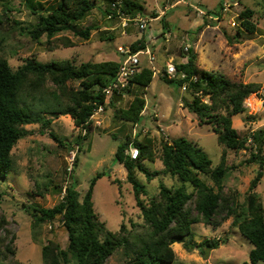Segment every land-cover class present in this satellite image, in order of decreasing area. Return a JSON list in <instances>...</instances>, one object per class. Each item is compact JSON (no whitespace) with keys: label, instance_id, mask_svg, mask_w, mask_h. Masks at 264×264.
<instances>
[{"label":"rangeland","instance_id":"374dc122","mask_svg":"<svg viewBox=\"0 0 264 264\" xmlns=\"http://www.w3.org/2000/svg\"><path fill=\"white\" fill-rule=\"evenodd\" d=\"M30 1L38 4V0H0L3 55L13 69L32 57L44 63L70 60L75 65L118 62L123 57L120 47L130 49L133 43L145 40L156 61L151 66L146 55H141L140 59L144 67H155L156 72L148 88L133 86L120 102H115L114 106L110 103L105 105V111L97 119L98 122L96 119L92 122L88 138L80 148L75 141L85 131L76 127L69 115H47L53 121L48 130H43L39 124L25 126L29 134L12 151L15 170L6 178L0 177V208L9 221L7 230L10 232L3 235L8 242L12 235L15 236L14 259L17 262L43 264L42 248L50 242L63 250L68 247V232L62 219L57 217L54 221L38 224L33 208H53L62 200L68 186L79 192L81 200L90 180L98 173L104 175L95 185L93 202L100 220L113 232L119 230L122 224L129 230L133 229V225L140 228L143 218L136 205L132 185L126 181V169L115 158L119 144L128 138L130 142L141 141L145 137L153 141L155 161H144L150 172L163 170L160 160L162 144L178 138H186L203 148L215 166L225 154L229 171L224 185L226 190L234 192L239 203L244 202L250 183L259 171L258 164L247 162L256 151L252 142L248 141L247 149L241 151L220 146L212 126L200 125L197 115L185 105L186 101L192 102L193 95L177 83L165 82L162 77L168 63L176 66L186 62L187 51L184 48L189 45L198 54L200 67L215 71L233 82L262 85L258 95H251L245 100V112L235 115L232 120L241 138L251 139L252 134L263 131L264 4L261 0H128L136 3L139 11H135L134 16L124 13L117 17L107 13L112 0H90L95 4L94 9L83 22L76 24L77 29L93 28L90 39L84 40L66 32L60 36L70 39L73 47L55 49L49 47L45 36L34 41L22 30V27L37 22V15L30 9ZM120 1L123 8L126 0ZM56 2H42L39 11L46 13ZM245 9L255 12L253 21L258 28L255 34L247 33L240 27L239 15ZM140 18L148 21L144 32L138 26ZM165 34L170 35L168 41ZM69 86L78 89L80 82H71ZM135 96L146 100L140 122L135 125L117 119V110L126 109ZM253 96L260 103L257 109L246 107V102L251 106L249 100ZM50 132L66 145L54 141ZM137 178L148 191L145 199L154 196L162 183L175 188L180 185L175 178L164 174L149 181L145 174L137 171ZM207 182L212 185L209 179ZM254 193L264 205V166L263 178ZM231 223L232 218L223 220L218 217L210 225L204 222L194 224L184 242L172 246L176 255L173 264H242L249 261L253 245ZM204 240H219L220 247L201 249L199 244ZM124 263L121 250L107 262Z\"/></svg>","mask_w":264,"mask_h":264},{"label":"trees","instance_id":"16d2710c","mask_svg":"<svg viewBox=\"0 0 264 264\" xmlns=\"http://www.w3.org/2000/svg\"><path fill=\"white\" fill-rule=\"evenodd\" d=\"M44 1L47 0H38V4L30 1V9L37 15V22L22 27L26 35L34 41L45 36L52 49L73 47L70 39L60 36L66 32H72L84 40L90 39L93 28L77 29L76 24L83 22L94 9L93 2L57 0L43 13L39 11V6ZM261 1L264 4V0ZM42 10L46 9L42 7ZM135 11H139V6L126 0L122 12L134 16ZM107 13H113L111 8ZM113 15L117 17L116 13ZM254 15L252 9H245L239 15L241 29L250 34L258 32ZM145 49V40L130 46L132 53ZM3 50L4 41L0 38V177L6 178L15 170L12 156L14 147L29 134L25 126L39 124L43 130H48L53 121L47 115H69L75 126L85 131L75 141L79 148L82 147L91 131L90 117L97 106L105 103L103 91L117 77L121 64L120 61H106L75 65L70 60L44 63L32 57L15 70L3 55ZM185 58V63L176 65L178 74L184 75V78L169 79L164 72L162 79L167 83H177L180 87L187 85L186 90L193 95V100L186 101L185 105L197 115L200 125L212 126L220 146L241 151L246 150L248 141H251L256 149L247 162L258 164L259 171L250 183L244 202L239 203L234 192L226 190L224 185L229 171L225 154L215 166L203 148L186 138H178L162 144L160 160L163 170L150 172L144 166V161H155L153 141L145 137L141 141L130 142L128 138L119 144L115 158L127 171L126 181L132 185L143 224L140 228L133 225L135 233L125 224L115 232L107 229L93 202L95 185L104 175L98 173L90 180L81 200L79 192L68 186L62 200L53 208H33L36 223L54 221L60 217L68 232L69 244L65 250L54 242L42 248L43 264H107L119 250L125 257L124 264H173L176 255L172 246L183 243L185 237L191 234L194 224L204 222L210 225L218 217L223 220L232 218L231 226L253 245L249 261L242 264H264V205L254 193L263 178L264 130L252 134L251 139L241 138L232 120L235 115L245 112V100L253 94L258 95L262 85L233 82L215 71L200 67L198 54L192 48L188 49ZM154 75L152 69L142 67L140 73L130 80L126 93L133 86L148 88ZM71 82H80V87L70 88ZM204 98L209 101L206 102ZM109 103L114 106V99ZM145 108V98L135 96L126 109L117 110L115 117L137 125ZM49 135L59 145H66L53 132ZM131 146L139 149L137 159H132L128 154ZM137 171L145 174L149 181L160 174L169 175L180 185L175 188L162 183L154 196L145 199L148 191L139 182ZM207 179L212 181V185L208 184ZM8 225L9 221L0 208V264H21L14 259L15 236L12 235L8 242L3 235L10 234ZM219 247V240H204L199 244L201 249Z\"/></svg>","mask_w":264,"mask_h":264},{"label":"built area","instance_id":"2783aa9c","mask_svg":"<svg viewBox=\"0 0 264 264\" xmlns=\"http://www.w3.org/2000/svg\"><path fill=\"white\" fill-rule=\"evenodd\" d=\"M111 10L113 13H116L117 16L124 15L122 12V2L120 0H112L111 2ZM113 13L110 16H114ZM203 14V12H202ZM148 21L145 18H140L138 20L139 29L144 32L147 29ZM235 26V23H232ZM166 40L168 41L170 38L169 34L164 35ZM190 48L189 45L185 46V51H188ZM120 54L123 56L120 61V68L117 77L113 80V82L108 85L104 89V94L106 95L105 103L96 107L94 114L90 117V120L93 122L99 118V116L105 111V105L109 104L110 100L113 99L114 95L125 94L126 90L129 87L130 80L134 76L140 73L141 68L144 67L142 64V60L140 59L141 55H146L148 59L149 65H154L156 61L155 55L150 51V49H145L142 51H138L137 53H132L130 49H124L122 47L119 48ZM152 70L154 73L156 72V68L153 67ZM166 76L169 79L175 78H184V75H179L176 66L170 62L167 64L165 69ZM182 89L186 91L187 85H183ZM254 95V94H253ZM258 97V96H257ZM259 98V97H258ZM246 107L251 109V106L248 102H246ZM128 153L132 159H137L139 157V149L131 146L128 150ZM71 169L74 164V155L70 159Z\"/></svg>","mask_w":264,"mask_h":264},{"label":"bare ground","instance_id":"6f19581e","mask_svg":"<svg viewBox=\"0 0 264 264\" xmlns=\"http://www.w3.org/2000/svg\"><path fill=\"white\" fill-rule=\"evenodd\" d=\"M249 102L251 104L252 109H257V107L260 105V103L257 101V99L254 96L249 100Z\"/></svg>","mask_w":264,"mask_h":264},{"label":"water","instance_id":"95a60500","mask_svg":"<svg viewBox=\"0 0 264 264\" xmlns=\"http://www.w3.org/2000/svg\"><path fill=\"white\" fill-rule=\"evenodd\" d=\"M123 97H124V94H119V95H114L113 99L115 102H120Z\"/></svg>","mask_w":264,"mask_h":264},{"label":"crops","instance_id":"0c3cea01","mask_svg":"<svg viewBox=\"0 0 264 264\" xmlns=\"http://www.w3.org/2000/svg\"><path fill=\"white\" fill-rule=\"evenodd\" d=\"M263 88V87H262Z\"/></svg>","mask_w":264,"mask_h":264}]
</instances>
